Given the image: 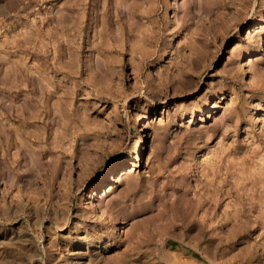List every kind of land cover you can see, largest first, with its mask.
<instances>
[{
    "label": "rangeland",
    "instance_id": "obj_1",
    "mask_svg": "<svg viewBox=\"0 0 264 264\" xmlns=\"http://www.w3.org/2000/svg\"><path fill=\"white\" fill-rule=\"evenodd\" d=\"M0 264H264V0H0Z\"/></svg>",
    "mask_w": 264,
    "mask_h": 264
}]
</instances>
